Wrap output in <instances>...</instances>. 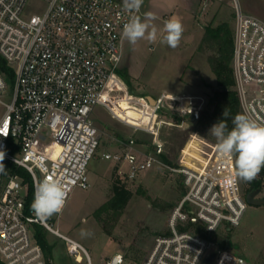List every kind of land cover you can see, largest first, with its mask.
<instances>
[{
	"label": "built area",
	"instance_id": "built-area-1",
	"mask_svg": "<svg viewBox=\"0 0 264 264\" xmlns=\"http://www.w3.org/2000/svg\"><path fill=\"white\" fill-rule=\"evenodd\" d=\"M31 1L0 0V56L13 72L0 71V151L5 154L0 162V262L52 264L34 234L33 226L39 224L65 241L68 255L81 259L84 252L92 264L86 247L48 219H38L31 203L36 185L49 176L65 184L66 204L74 187L91 185L88 166L100 144L93 114L97 105L104 106L113 75L125 82L117 71L124 54L122 30L137 12L126 11L123 0H41L45 7L31 12ZM235 10V89L241 112L264 123V20L243 12L237 0ZM11 77L10 99L5 100ZM161 95L154 97V104ZM172 95L174 104L164 101L157 107V119L163 106L192 120L200 118L204 108L191 95ZM44 129L56 151L43 143ZM163 152L160 141L145 151L131 138L103 157L118 166L121 180L134 182L160 162ZM196 161L201 168L185 159L174 168L184 175L186 193L169 216L173 233L156 237L138 264H246L242 255L213 239L176 229L178 222L200 224L206 233L223 224L236 226L248 205L238 180L234 186L226 184L235 169L231 173L214 157ZM106 264L135 263L116 252Z\"/></svg>",
	"mask_w": 264,
	"mask_h": 264
},
{
	"label": "rangeland",
	"instance_id": "rangeland-1",
	"mask_svg": "<svg viewBox=\"0 0 264 264\" xmlns=\"http://www.w3.org/2000/svg\"><path fill=\"white\" fill-rule=\"evenodd\" d=\"M237 1L243 12L264 20V0ZM235 3L236 0H209V5L197 16L182 23L184 32L175 49L160 40L142 48L143 57L139 62H134L130 54L123 56L117 71H126L131 76L132 88L121 75L125 82L113 75L111 89L103 99L105 107L97 105L95 108L93 122L100 134V144L88 166L91 185L88 188L74 187L63 211L48 219L55 228L86 247L92 264H106L107 258L116 252L126 253L138 264L146 257L156 237L173 233L169 216L186 193L184 175L174 169L182 160L191 164V156L200 161H210L214 157L219 165L226 164L233 173V164L222 161L216 151V138L209 131L214 124L200 126L197 120L188 116L177 122L176 116L170 112L172 110L164 106L157 119V107L164 101L174 104V99L168 97L170 94L191 95L194 102L206 107L217 87L210 62L211 56L217 54V48L205 39L206 29L226 22L234 35ZM44 7L45 2L32 0L28 11ZM12 84L13 77L9 79L5 100L10 99L8 92ZM147 95L161 96L153 105L143 98ZM3 110L0 104V114ZM43 134V143L56 151L57 146L48 130L44 129ZM131 138L136 147L145 151H150L156 140L162 142L163 154L170 162L160 155V162L134 182L122 180L132 192L123 210L97 211L113 193L112 184L118 168L112 160L104 158L103 153L122 149L123 143ZM192 166L199 167L197 164ZM22 173L30 182L28 174ZM238 184L246 199V194L253 188L247 190L248 183L242 180H238ZM262 192L264 194V188ZM257 195L261 196V192ZM81 229L90 231L91 235L82 237ZM176 229L201 234L196 225L189 222H178ZM44 231L48 242L53 245L52 264H88L84 252H81V259L71 257L60 236L48 229ZM201 235L242 255L246 264H264V204L248 203L238 225L223 224L215 231Z\"/></svg>",
	"mask_w": 264,
	"mask_h": 264
},
{
	"label": "clouds",
	"instance_id": "clouds-1",
	"mask_svg": "<svg viewBox=\"0 0 264 264\" xmlns=\"http://www.w3.org/2000/svg\"><path fill=\"white\" fill-rule=\"evenodd\" d=\"M144 0H123L124 9L130 13L139 12ZM157 19L152 12L139 16H131L123 25L122 37L131 45L139 40L157 41L158 30L153 24ZM164 35L161 43L170 48H177L182 39L184 27L179 18L172 17L164 22ZM227 116L224 111L223 117ZM233 127L228 129L225 120H220L209 130L216 138V151L222 161L234 165V176H229L226 184L235 185L237 180L251 182L264 169V123L257 122L246 113H238L233 118ZM197 136V135H196ZM199 137V136H198ZM4 152L0 151V162L4 160ZM4 170L0 163V171ZM68 190L60 178L46 177L35 187L31 210L40 220H47L63 211L66 205ZM80 235L87 238L90 231L81 229Z\"/></svg>",
	"mask_w": 264,
	"mask_h": 264
},
{
	"label": "trees",
	"instance_id": "trees-1",
	"mask_svg": "<svg viewBox=\"0 0 264 264\" xmlns=\"http://www.w3.org/2000/svg\"><path fill=\"white\" fill-rule=\"evenodd\" d=\"M205 39L209 42L211 41L216 45L217 54L211 56L210 62L213 68V71L216 74L217 78V87L214 93L210 96L206 107L203 109L200 118L197 120V124L200 126H208L218 123L220 120H225L229 130L233 127V118L236 114L242 113L239 97L235 89V80L233 74V50H234V35L233 31L228 27L226 22H222L217 26H208L206 29ZM0 71L6 72L9 75H13L12 69L7 65L6 61L0 56ZM118 73L128 82L131 86V76L127 74L126 71L119 70ZM132 88V86H131ZM224 111L227 112V116L223 117ZM169 112V111H168ZM167 112V113H168ZM176 116L177 122L182 118L178 112L170 111ZM162 113V111H160ZM164 113V114H167ZM163 159L167 162H170L162 153ZM114 182L112 184L113 193L107 202L102 204L97 211L109 210L121 211L128 203L129 199L132 196V192L129 188L125 186L122 180L117 176H114ZM264 181V169L258 174V176L248 183V188H253V191L256 189H261ZM32 196V191H30V196ZM196 225L197 231L201 234L206 232L203 230V227L200 224ZM34 234L42 245L46 257L52 263V248L53 245L48 242L46 236L45 228L42 225L34 224ZM224 242V241H223ZM224 244V243H223ZM0 264H2L0 262Z\"/></svg>",
	"mask_w": 264,
	"mask_h": 264
},
{
	"label": "crops",
	"instance_id": "crops-1",
	"mask_svg": "<svg viewBox=\"0 0 264 264\" xmlns=\"http://www.w3.org/2000/svg\"><path fill=\"white\" fill-rule=\"evenodd\" d=\"M208 5L209 0H144L139 12H137L135 16H139L143 20L145 14L148 12H152L156 15L157 19L153 21V24L157 25L158 27L157 41L152 43L147 39H142L139 40L135 45H131L126 39L123 38V56L125 54H130L134 59V62H139L143 57L141 56L142 48L144 49L150 44L159 42L163 37V26L166 20L176 17L179 18L182 23H186L187 20L197 16L201 10ZM170 95L168 97H172L174 99V96ZM184 102H188V100L185 99ZM263 186L260 189L261 196H264L262 192L264 188Z\"/></svg>",
	"mask_w": 264,
	"mask_h": 264
},
{
	"label": "water",
	"instance_id": "water-1",
	"mask_svg": "<svg viewBox=\"0 0 264 264\" xmlns=\"http://www.w3.org/2000/svg\"><path fill=\"white\" fill-rule=\"evenodd\" d=\"M147 98L148 100L151 102V103H155V98L151 95H147ZM260 192V188L259 189H256L254 191H250L246 194V201L249 203V204H257V205H261V204H264V196H257V194H259ZM213 255L214 254H211L209 256V260H211L213 258Z\"/></svg>",
	"mask_w": 264,
	"mask_h": 264
},
{
	"label": "bare ground",
	"instance_id": "bare-ground-1",
	"mask_svg": "<svg viewBox=\"0 0 264 264\" xmlns=\"http://www.w3.org/2000/svg\"><path fill=\"white\" fill-rule=\"evenodd\" d=\"M104 97H105V95H104ZM191 157H192V158L194 157V158H196V160L200 161V159L197 158V157H195V156H191ZM192 158H190L191 164H192V165H194V164H197V165H198L197 161H194ZM201 161H202V160H201ZM197 168H201V166H199V167H197Z\"/></svg>",
	"mask_w": 264,
	"mask_h": 264
},
{
	"label": "flooded vegetation",
	"instance_id": "flooded-vegetation-1",
	"mask_svg": "<svg viewBox=\"0 0 264 264\" xmlns=\"http://www.w3.org/2000/svg\"><path fill=\"white\" fill-rule=\"evenodd\" d=\"M258 196V195H257Z\"/></svg>",
	"mask_w": 264,
	"mask_h": 264
}]
</instances>
